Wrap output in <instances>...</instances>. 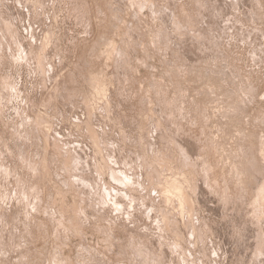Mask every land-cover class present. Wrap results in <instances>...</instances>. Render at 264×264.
Returning a JSON list of instances; mask_svg holds the SVG:
<instances>
[{"label":"rangeland","instance_id":"1","mask_svg":"<svg viewBox=\"0 0 264 264\" xmlns=\"http://www.w3.org/2000/svg\"><path fill=\"white\" fill-rule=\"evenodd\" d=\"M84 1L0 0V264H264V0Z\"/></svg>","mask_w":264,"mask_h":264},{"label":"bare ground","instance_id":"2","mask_svg":"<svg viewBox=\"0 0 264 264\" xmlns=\"http://www.w3.org/2000/svg\"><path fill=\"white\" fill-rule=\"evenodd\" d=\"M23 1V0H22ZM87 1V0H86ZM86 1H84V2H86ZM91 1V0H90ZM97 1V0H96ZM107 1V0H106ZM118 1V0H117ZM128 1V0H127ZM80 2V1H79ZM88 2V1H87ZM129 2V1H128ZM131 2V1H130ZM129 2V3H130ZM23 3V2H22ZM103 3V2H102ZM159 3V2H158ZM91 4V3H90ZM106 4V3H105ZM116 4V3H115ZM146 4V3H145ZM77 5V4H76ZM83 5V4H82ZM94 5V4H93ZM137 5V4H136ZM7 6V5H6ZM29 6V5H28ZM99 6V5H98ZM108 6H110V5H108ZM147 6H148V4H147ZM82 7V6H81ZM92 7V6H91ZM126 7V6H125ZM26 8V7H25ZM70 8V7H69ZM93 8V7H92ZM126 8H128V7H126ZM71 9H73V8H71ZM83 9V8H82ZM142 9V8H141ZM14 10V9H13ZM28 10V9H27ZM31 10V9H30ZM80 10V9H79ZM106 10H108V9H106ZM110 10V9H109ZM140 10V9H139ZM69 11V10H68ZM84 11V10H83ZM90 11V10H89ZM104 11H105V9H104ZM123 11V10H122ZM32 12V11H31ZM135 12V11H134ZM4 13V12H3ZM77 13V12H76ZM110 13V12H109ZM113 13V12H112ZM132 13V12H131ZM130 13V14H131ZM187 13V12H186ZM89 14V13H88ZM118 14V13H117ZM124 14V13H123ZM29 15V14H28ZM75 15V14H74ZM76 15H78V14H76ZM108 15V14H107ZM188 15V14H187ZM186 15V16H187ZM21 16V15H20ZM25 16V15H24ZM106 16V15H105ZM113 16V15H112ZM185 16V15H184ZM194 16V15H193ZM78 17V16H77ZM90 17V16H89ZM196 17V16H195ZM17 18V17H16ZM27 18H29V17H27ZM98 18V17H97ZM108 18V17H107ZM136 18V17H135ZM130 19H132V18H130ZM195 19V18H194ZM25 20V19H24ZM82 20V19H81ZM95 20V19H94ZM101 20V19H100ZM102 20H103V18H102ZM106 20V19H105ZM154 20V19H153ZM84 21H86V20H84ZM88 21V20H87ZM129 21V20H128ZM134 21V20H133ZM101 22V21H100ZM112 22V21H111ZM126 22V21H125ZM130 22V21H129ZM194 22V21H193ZM102 23V22H101ZM107 23V22H106ZM121 23H122V21H121ZM18 24V23H17ZM104 24V23H103ZM25 25V24H24ZM110 25V24H109ZM185 25V24H184ZM183 25V26H184ZM119 26V25H118ZM117 26V27H118ZM198 26V25H197ZM200 26V25H199ZM30 27V26H29ZM87 27V26H86ZM105 27V26H104ZM114 27V26H113ZM134 27V26H133ZM116 28V27H115ZM118 28H120V27H118ZM127 28V27H126ZM193 28V27H192ZM200 28V27H199ZM44 29V28H43ZM90 29V28H89ZM198 29V28H197ZM176 30V29H175ZM235 30H237V29H235ZM94 31V30H93ZM114 31V30H113ZM225 31V30H224ZM223 31V32H224ZM240 31V30H239ZM26 32V31H25ZM101 32V31H100ZM111 32V31H110ZM110 32H109V34H110ZM131 32V31H130ZM136 32V31H135ZM142 32V31H141ZM231 32V31H230ZM236 32V31H235ZM51 33V32H50ZM123 33V32H122ZM31 34V33H30ZM173 34V33H172ZM24 35V34H23ZM103 35V34H102ZM101 35V36H102ZM121 35V34H120ZM124 35V34H123ZM21 36V35H20ZM100 36V35H99ZM110 36V35H109ZM10 37V36H9ZM96 37V36H95ZM12 38V37H11ZM44 38V37H43ZM104 38V37H103ZM10 39V38H9ZM30 39V38H29ZM40 39V38H39ZM130 39V38H129ZM144 39V38H143ZM42 40V39H41ZM94 40V39H93ZM242 40V39H241ZM28 41V40H27ZM96 41V40H95ZM107 41V40H106ZM120 42H121V39H120ZM247 42V41H246ZM35 43V42H34ZM51 43V42H50ZM102 43V42H101ZM107 43H109V42H107ZM122 43V42H121ZM95 44V43H94ZM124 45V44H123ZM101 46V45H100ZM112 46V45H111ZM125 46V45H124ZM137 46V45H136ZM43 47V46H42ZM45 47V46H44ZM98 47V46H97ZM34 48V47H33ZM218 48V47H217ZM216 48V49H217ZM32 49V48H31ZM38 49V48H37ZM91 49H92V47H91ZM99 49V48H98ZM118 49V48H117ZM190 49V48H189ZM97 50V49H96ZM109 50V49H108ZM127 50H128V48H127ZM191 50V49H190ZM9 51V50H8ZM38 51V50H37ZM16 52V51H15ZM89 52V51H88ZM28 53V52H27ZM98 53V52H97ZM101 53H102V51H101ZM108 53V52H107ZM129 53V52H128ZM190 53V52H189ZM194 53V52H193ZM198 53V52H197ZM17 54V53H16ZM15 54V55H16ZM50 54V53H49ZM138 54V53H137ZM201 54V53H200ZM97 55V54H96ZM134 55V54H133ZM100 56V55H99ZM30 57V56H29ZM92 58V57H91ZM90 58V59H91ZM95 58V57H94ZM103 58V57H102ZM211 58V57H210ZM15 59V58H14ZM123 59V58H122ZM173 59V58H172ZM176 59H178V58H176ZM212 59V58H211ZM33 60V59H32ZM95 60V59H94ZM100 60V59H99ZM110 60V59H109ZM116 60V59H115ZM114 60V61H115ZM181 60V59H180ZM185 60V59H184ZM47 61H48V59H47ZM46 61V62H47ZM90 61V60H89ZM104 61V60H103ZM113 61V62H114ZM217 61V60H216ZM210 62V61H209ZM222 62V61H221ZM175 63V62H174ZM178 63V62H177ZM185 63H186V61H185ZM190 63V62H189ZM193 63V62H192ZM108 64V63H107ZM111 64V63H110ZM114 64V63H113ZM144 64V63H143ZM169 64V63H168ZM199 64V63H198ZM167 65V64H166ZM207 65V64H206ZM62 66V65H61ZM171 66V65H170ZM60 67V66H59ZM98 67V66H97ZM107 67V66H106ZM142 67V66H141ZM145 67V66H144ZM163 67V66H162ZM172 67V66H171ZM183 67V66H182ZM212 67H213V65H212ZM215 67V66H214ZM104 68V67H103ZM111 68V67H110ZM136 68V67H135ZM176 68V67H175ZM174 68V69H175ZM179 68V67H178ZM190 68V67H189ZM204 68V67H203ZM225 68V67H224ZM97 69V68H96ZM107 69V68H106ZM171 69V68H170ZM218 69V68H217ZM102 70V69H101ZM173 70V69H172ZM216 70V69H215ZM50 71V70H49ZM188 71V70H187ZM191 71V70H190ZM243 71V70H242ZM245 71V70H244ZM48 72V71H47ZM51 72V71H50ZM89 72H91L90 70H89ZM108 72V71H107ZM113 72V71H112ZM133 72H135V71H133ZM182 72V71H181ZM201 72V71H200ZM49 73V72H48ZM101 73V72H100ZM165 73H167V72H165ZM103 74V73H102ZM111 74V73H110ZM136 74V73H135ZM173 74V73H172ZM193 74V73H192ZM194 74H196V73H194ZM200 74V73H199ZM213 74H215V73H213ZM237 74V73H236ZM184 75V74H183ZM190 75H191V73H190ZM100 76V75H99ZM150 76V75H149ZM195 76V75H194ZM197 76V75H196ZM220 76V75H219ZM242 76H244V75H242ZM56 77H57V75H56ZM114 77V76H113ZM146 77V76H145ZM147 77H148V74H147ZM157 77V76H156ZM174 77V76H173ZM202 77V76H201ZM200 77V78H201ZM206 77V76H205ZM89 78V77H88ZM92 78H94V77H92ZM116 77H114V79H115ZM175 78H176V76H175ZM181 78V77H180ZM189 78H191V76L189 77ZM195 78V77H194ZM229 78V77H228ZM87 79V78H86ZM97 79V78H96ZM102 79V78H101ZM159 79H160V77H159ZM177 79V78H176ZM198 79V78H197ZM207 79V78H206ZM241 79V78H240ZM144 80V79H143ZM147 80V79H146ZM165 80V79H164ZM183 80V79H182ZM190 80V79H189ZM188 80V81H189ZM193 80V79H192ZM210 80V79H209ZM209 80H206V81H209ZM243 80V79H242ZM110 81V80H109ZM118 81V80H117ZM129 81H131V79L129 80ZM157 81V80H156ZM155 81V82H156ZM162 81V80H161ZM170 81V80H169ZM185 81V80H184ZM187 81V80H186ZM191 81V80H190ZM197 81V80H196ZM224 81V80H223ZM103 82V81H102ZM101 82V83H102ZM111 82V81H110ZM120 82V81H119ZM135 82H137V81H135ZM152 82V81H151ZM159 82V81H158ZM182 82V81H181ZM193 82V81H192ZM114 83V82H113ZM168 83V82H167ZM183 83V82H182ZM169 84V83H168ZM192 84V83H191ZM209 84V83H208ZM96 85V84H95ZM124 85V84H123ZM153 85V84H152ZM167 85V84H166ZM183 85V84H182ZM204 85V84H203ZM107 86V85H106ZM142 86V85H141ZM157 86V85H156ZM165 86V85H164ZM169 86V85H168ZM207 86V85H206ZM94 87V86H93ZM104 87V86H103ZM159 87V86H158ZM188 87V86H187ZM152 88V87H151ZM189 88V87H188ZM201 88H202V86H201ZM209 88V87H208ZM211 88V87H210ZM99 89V88H98ZM143 89V88H142ZM159 89V88H158ZM101 90V89H100ZM138 90V89H137ZM145 90H146V88H145ZM219 90V89H218ZM231 90V89H230ZM139 91V90H138ZM153 91V90H152ZM160 91V90H159ZM163 91V90H162ZM182 91V90H181ZM188 91V90H187ZM250 91V90H249ZM128 92V91H127ZM145 92V91H144ZM148 92V91H147ZM166 92V91H165ZM199 92V91H198ZM213 92V91H212ZM104 93V92H103ZM138 93V92H137ZM155 93V92H154ZM106 94V93H105ZM126 94H128V93H126ZM134 94V93H133ZM168 94V93H167ZM166 94V95H167ZM175 94V93H174ZM103 95V94H102ZM125 95V94H124ZM139 95V94H138ZM141 95V94H140ZM211 95V94H210ZM222 95V94H221ZM149 96V95H148ZM190 96V95H189ZM188 96V97H189ZM209 96V95H208ZM141 97V96H140ZM143 97V96H142ZM147 97V96H146ZM154 97V96H153ZM187 97V96H186ZM240 97V96H239ZM131 98V97H130ZM169 98V97H168ZM167 98V99H168ZM172 98V97H171ZM176 98V97H175ZM110 99V98H109ZM182 99V98H181ZM112 100V99H111ZM119 100V99H118ZM135 100H136V98H135ZM150 100V99H149ZM170 100V99H169ZM174 100V99H173ZM237 100V99H236ZM76 101V100H75ZM81 101V100H80ZM124 101V100H123ZM147 101V100H146ZM205 101V100H204ZM203 101V102H204ZM208 101V100H207ZM211 101V100H210ZM241 101V100H240ZM61 102V101H60ZM111 102V101H110ZM117 102V101H116ZM138 102V101H137ZM168 102V101H167ZM166 102V103H167ZM176 102V101H175ZM174 102V103H175ZM221 102V101H220ZM115 103V102H114ZM149 103V102H148ZM159 103V102H158ZM165 103V102H164ZM212 103V102H211ZM217 103V102H216ZM243 103V102H242ZM138 104V103H137ZM178 104V103H177ZM190 104V103H189ZM194 104V103H193ZM196 104H198V103H196ZM214 104V103H213ZM226 104V103H225ZM124 105V104H123ZM133 105V104H132ZM143 105V104H142ZM176 105V104H175ZM216 105V104H215ZM145 106V105H144ZM173 106V105H172ZM171 106V107H172ZM189 106V105H188ZM202 106V105H201ZM79 107V106H78ZM147 107V106H146ZM200 107V106H199ZM77 108V107H76ZM121 108V107H120ZM142 108V107H141ZM145 108V107H144ZM205 108V107H204ZM210 108V107H209ZM223 109V108H222ZM229 109V108H228ZM51 110V109H50ZM49 110V111H50ZM77 110V109H76ZM115 110V109H114ZM118 110V109H117ZM174 110V109H173ZM53 111V110H52ZM84 111H86V110H84ZM175 111V110H174ZM215 111V110H214ZM222 111V110H221ZM230 111V110H229ZM245 111V110H244ZM161 112V111H160ZM192 112H194V111H192ZM203 112V111H202ZM226 112V111H225ZM116 113V112H115ZM135 113V112H134ZM149 113V112H148ZM188 113V112H187ZM186 113V114H187ZM94 114V113H93ZM124 114V113H123ZM166 114V113H165ZM227 114V113H226ZM234 115V114H233ZM101 116H103V115H101ZM118 116V115H117ZM136 116V115H135ZM214 116V115H213ZM124 117V116H123ZM128 117V116H127ZM204 117V116H203ZM224 117V116H223ZM228 117V116H227ZM262 117V116H261ZM95 118V117H94ZM97 118V117H96ZM129 118V117H128ZM133 118V117H132ZM156 118V117H155ZM199 118V117H198ZM260 118V117H259ZM263 118V117H262ZM122 119V118H121ZM204 119V118H203ZM102 120H104V119H102ZM129 121V120H128ZM195 121V120H194ZM232 121V120H231ZM234 121V120H233ZM240 121V120H239ZM261 121V120H260ZM56 122V121H55ZM54 122V123H55ZM97 122V121H96ZM122 122H123V120H122ZM126 122V121H125ZM178 122V121H177ZM238 122V121H237ZM244 122H245V120H244ZM58 123V122H57ZM99 123V122H98ZM102 123H104V122H102ZM108 123V122H107ZM112 123V122H111ZM201 123V122H200ZM233 123V122H232ZM241 123V122H240ZM257 123V122H256ZM40 124V123H39ZM105 124V123H104ZM110 124V123H109ZM126 124V123H125ZM133 124V123H132ZM136 124V123H135ZM138 124V123H137ZM205 124V123H204ZM108 125V124H107ZM124 125V124H123ZM202 125V124H201ZM242 126H243V124H241ZM37 126V125H36ZM39 126V125H38ZM56 126V125H55ZM64 126V125H63ZM103 126V125H102ZM137 126V125H136ZM164 126H165V124H164ZM167 126V125H166ZM189 126V125H188ZM210 126V125H209ZM235 126V125H234ZM239 126L240 125H238L237 127L239 128ZM241 126V127H242ZM247 126V125H246ZM252 126V125H251ZM60 127H62V126H60ZM127 127H129V126H127ZM163 127V126H162ZM206 127V126H205ZM224 127V126H223ZM263 127V126H262ZM40 128V127H39ZM58 128V127H57ZM165 128V127H164ZM177 128V127H176ZM207 128V127H206ZM258 128V127H257ZM133 130V129H132ZM151 130V129H150ZM154 130V129H153ZM193 130V129H192ZM219 130V129H218ZM239 130V129H238ZM251 130V129H250ZM253 130V129H252ZM65 131V130H64ZM164 131V130H163ZM168 131V130H167ZM172 131V130H171ZM204 131V130H203ZM246 131V130H245ZM116 132V131H115ZM143 132V131H142ZM60 133V132H59ZM224 133V132H223ZM240 133V132H239ZM62 134V133H61ZM128 134V133H127ZM154 134V133H153ZM248 134V133H247ZM251 134V133H250ZM255 134V133H254ZM163 135V134H162ZM208 135V134H207ZM213 135V134H212ZM56 136H58V135H56ZM148 136V135H147ZM166 136V135H165ZM168 136H170V135H168ZM171 136H172V134H171ZM175 136V135H174ZM199 136V135H198ZM237 136V135H236ZM138 137V136H137ZM156 137V136H155ZM164 137V136H163ZM120 138V137H119ZM135 138V137H134ZM173 138V137H172ZM218 138H219V136H218ZM234 138V137H233ZM114 139H116V138H114ZM121 139V138H120ZM144 139V138H143ZM150 139V138H149ZM148 139V140H149ZM177 139V138H176ZM237 139V138H236ZM247 139V138H246ZM100 140V139H99ZM124 140V139H123ZM151 140V139H150ZM96 141V140H95ZM118 141V140H117ZM122 141V140H121ZM127 141V140H126ZM129 141V140H128ZM169 141V140H168ZM203 141V140H202ZM239 141V140H238ZM152 142V141H151ZM159 142V141H158ZM170 142V141H169ZM226 142V141H225ZM229 142V141H228ZM106 143V142H105ZM249 143V142H248ZM256 143V142H255ZM214 144V143H213ZM223 144V143H222ZM237 144V143H236ZM254 144V143H253ZM157 145V144H156ZM263 145V144H262ZM101 146V145H100ZM99 146V147H100ZM122 146V145H121ZM164 146V145H163ZM210 146V145H209ZM224 146H226V145H224ZM233 146V145H232ZM239 146V145H238ZM255 147V146H254ZM147 148H149V147H147ZM166 148V147H165ZM174 148V147H173ZM227 148V147H226ZM240 148V147H239ZM249 148V147H248ZM247 148V149H248ZM259 148V147H258ZM99 149H101V148H99ZM108 149V148H107ZM123 149V148H122ZM205 149V148H204ZM212 149V148H211ZM228 149V148H227ZM124 150V149H123ZM140 150V149H139ZM172 150V149H171ZM214 150H215V148H214ZM258 150V149H257ZM262 150V149H261ZM106 151V150H105ZM137 151V150H136ZM151 151V150H150ZM205 151H206V149H205ZM204 151V152H205ZM228 151V150H227ZM232 151V150H231ZM234 151H235V149H234ZM243 151V150H242ZM103 152V151H102ZM107 152V151H106ZM140 152H141V150H140ZM153 152V151H152ZM207 152V151H206ZM240 152V151H239ZM173 153H174V151H173ZM199 153V152H198ZM241 153V152H240ZM246 153V152H245ZM248 153H249V151H248ZM211 154V153H210ZM209 154V155H210ZM237 154V153H236ZM202 155H203V152H202ZM213 155V154H212ZM211 155V156H212ZM216 155V154H215ZM240 155V154H239ZM106 156V155H105ZM109 156V155H108ZM199 156V155H198ZM217 156V155H216ZM222 156V155H221ZM262 156V155H261ZM102 157V156H101ZM107 157V156H106ZM173 157V156H172ZM204 157V156H203ZM227 157V156H226ZM248 157H249V155H248ZM157 158V157H156ZM174 158V157H173ZM197 158V157H196ZM201 158V157H200ZM199 158V159H200ZM222 158V157H221ZM241 158H244V157H241ZM147 159H148V157H147ZM177 159V158H176ZM198 159V160H199ZM204 159V158H203ZM203 159H201V160H203ZM150 160V159H149ZM197 160V161H198ZM216 160V159H215ZM229 160V159H228ZM258 160V159H257ZM101 161V160H100ZM105 161V160H104ZM121 161H122V159H121ZM137 161V160H136ZM205 161V160H204ZM250 161H251V159H250ZM128 162V161H127ZM154 162V161H153ZM174 162V161H173ZM215 162V161H214ZM264 162V161H263ZM136 163V162H135ZM155 163V162H154ZM217 163V162H216ZM243 163V162H242ZM252 163V162H251ZM166 164V163H165ZM176 164V163H175ZM174 164V165H175ZM227 164H229V163H227ZM260 164V163H259ZM236 165V164H235ZM108 166V165H107ZM167 166V165H166ZM238 166V165H237ZM142 167V166H141ZM198 167V166H197ZM236 167V166H235ZM260 167V166H259ZM137 168V167H136ZM206 168V167H205ZM218 168V167H217ZM248 168V167H247ZM181 169V168H180ZM201 169H203V168H201ZM211 169V168H210ZM242 169V168H241ZM167 170V169H166ZM186 170V169H185ZM206 170V169H205ZM223 170V169H222ZM255 170V169H254ZM138 171V170H137ZM197 171V170H196ZM207 171V170H206ZM220 171V170H219ZM236 171H237V169H236ZM98 172V171H97ZM112 172V171H111ZM185 172V171H184ZM187 172H189V171H187ZM218 172V171H217ZM231 172V171H230ZM241 172V174L243 173L242 172V170L240 171ZM95 173V172H94ZM173 173V172H172ZM222 173V172H221ZM259 173V172H258ZM261 173V172H260ZM147 174V173H146ZM164 174V176H165V173H163ZM171 174V173H170ZM194 174H195V172H194ZM244 174V173H243ZM262 174V173H261ZM114 175V174H113ZM168 175V174H167ZM179 175V174H178ZM219 175V174H218ZM245 175V174H244ZM247 175H249V174H247ZM180 176V175H179ZM227 176V175H226ZM239 176H241V175H239ZM246 176V175H245ZM255 176V175H254ZM80 177V176H79ZM160 177V176H159ZM178 177V176H177ZM177 177L176 178H174V176L172 177L171 176V178L169 177V178H167V177H165V178H167V180H166V182H168L167 183V186L165 187L164 186V188H163V191H164V193L166 194V198L167 199H171L172 198V196H178L177 197V199L176 200H178V204H179V208H180V210H181V214L183 213V215H185V209H186V205H185V203H186V201H187V203L189 202L188 200H187V198H186V194H184V192L186 193V191H184L185 190V187L186 186H184L180 181H179V178L177 179ZM196 177H197V175H196ZM210 177H211V175H210ZM261 177V176H260ZM153 178V177H152ZM216 178V177H215ZM233 178V177H232ZM240 178V177H239ZM252 178V177H251ZM231 179V178H230ZM236 179V178H235ZM181 180H182V178H181ZM185 180H187V179H185ZM259 180V179H258ZM261 180V179H260ZM159 181V180H158ZM189 181V180H188ZM219 181V180H218ZM229 181V180H228ZM263 181V180H262ZM164 182V181H163ZM260 182V181H259ZM158 183V182H157ZM199 183V182H198ZM258 183V182H257ZM163 184V183H162ZM227 184V183H226ZM212 185V184H211ZM157 186V185H156ZM196 186V185H195ZM215 186H216V184H215ZM225 186V185H224ZM260 186V185H259ZM96 187V186H95ZM129 187V186H128ZM199 187H201V186H199ZM212 187V186H211ZM219 187V186H218ZM221 187H222V185H221ZM230 187V186H229ZM232 187V186H231ZM230 187V188H231ZM124 188V187H123ZM156 188V187H155ZM225 188V187H224ZM157 189V188H156ZM155 189V190H156ZM160 189V187L157 189V190H159ZM193 189V188H192ZM211 189V188H210ZM223 189V188H222ZM237 189V188H236ZM161 190H162V187H161ZM160 190V191H161ZM197 190V189H196ZM230 190V189H229ZM228 190V191H229ZM257 190V189H256ZM259 190V189H258ZM104 191H106V190H104ZM200 191V190H199ZM39 192V191H38ZM97 192V191H96ZM130 192V191H129ZM159 191H157V193H158ZM197 192V191H196ZM111 193V192H110ZM160 193V192H159ZM256 193V192H255ZM255 193H254V195H255ZM264 192H263V189H260V191H258L256 194H257V200L259 201L263 196H262V194H263ZM48 194V193H47ZM107 194H109V190H108V193ZM112 194V193H111ZM155 194V193H154ZM198 194V193H197ZM204 194V193H203ZM252 194V193H251ZM142 195V194H141ZM160 195V194H159ZM164 195V194H163ZM109 196V195H108ZM165 196V195H164ZM201 196V195H200ZM115 197V196H114ZM190 197V196H189ZM232 197V196H231ZM259 197H261L260 199H259ZM132 198V197H131ZM236 198V197H235ZM253 198V197H252ZM52 199V198H51ZM67 199V198H66ZM141 199V198H140ZM163 199V198H162ZM175 199V198H174ZM197 199V198H196ZM221 199V198H220ZM49 200V199H48ZM54 200V199H53ZM110 200V199H109ZM200 200V199H199ZM212 200V199H211ZM100 201V200H99ZM105 201V200H104ZM145 201V200H144ZM164 201H165V199H164ZM168 201V200H167ZM133 202V201H132ZM151 202V201H150ZM169 202V201H168ZM171 202H173V201H171ZM205 202V201H204ZM58 203V202H57ZM156 203V202H155ZM162 203V202H161ZM160 203V204H161ZM209 203V202H208ZM259 205L261 206V208L262 207H264L263 205H264V199H261L259 202ZM157 204V203H156ZM177 204V205H178ZM203 204V203H202ZM255 204V203H254ZM257 204V203H256ZM48 205V204H47ZM53 206H54V204H53ZM130 206V205H129ZM163 206V205H162ZM167 206V205H166ZM210 206V205H209ZM227 206V205H226ZM256 206V205H255ZM254 206V207H255ZM135 207V206H134ZM187 207H188V205H187ZM191 207V206H190ZM138 208V207H137ZM192 208H193V206H192ZM201 208V207H200ZM214 208V207H213ZM64 209V208H63ZM77 209V208H76ZM155 209V208H154ZM171 209H172V207H171ZM263 209V208H262ZM144 210V209H143ZM150 210H151V208H150ZM158 210V209H157ZM174 210V209H173ZM180 210H179V212H180ZM188 210V209H187ZM186 210V211H187ZM67 211V210H66ZM193 212H194V210H192ZM255 211V210H254ZM44 212V211H43ZM78 212V211H77ZM121 212V211H120ZM190 212V211H189ZM162 213V212H161ZM207 213V212H206ZM214 213V212H213ZM180 214V213H179ZM178 214V215H179ZM205 214V213H204ZM126 215V214H125ZM132 215V214H131ZM161 215V214H160ZM177 215V214H176ZM182 215V216H183ZM194 215V214H193ZM208 215V214H207ZM256 215V214H255ZM51 216V215H50ZM77 216V215H76ZM152 216V215H151ZM189 216V215H188ZM205 216V215H204ZM212 216V215H211ZM210 216V217H211ZM56 217V216H55ZM59 217V216H58ZM191 217H192V215H191ZM253 217V216H252ZM67 218V217H66ZM126 218V217H125ZM172 218V217H171ZM181 218V217H180ZM195 218V217H194ZM206 218V217H205ZM222 218V217H221ZM263 218V217H262ZM165 219V218H164ZM199 219V218H198ZM197 219V220H198ZM62 220V219H61ZM153 220V219H152ZM137 221V220H136ZM162 221V220H161ZM166 221V220H165ZM179 221V220H178ZM51 222V221H50ZM69 222V221H68ZM163 222V221H162ZM181 222V221H180ZM216 222V221H215ZM79 223V222H78ZM173 223H174V221H173ZM159 224V223H158ZM198 224H199V222H198ZM206 224V223H205ZM53 225V224H52ZM141 225V224H140ZM172 225V224H171ZM203 225V224H202ZM53 226H55V225H53ZM138 226V225H137ZM166 226V225H165ZM193 226V225H192ZM207 226V225H206ZM213 226V225H212ZM235 226V225H234ZM46 227V226H45ZM50 227V226H49ZM132 227V226H131ZM140 227V226H139ZM168 227V226H167ZM177 227V226H176ZM175 227V228H176ZM180 227V226H179ZM202 227V226H201ZM244 227V226H243ZM263 227V226H262ZM38 228V227H37ZM173 229V228H172ZM216 229V228H215ZM218 229V228H217ZM45 230V229H44ZM53 230V229H52ZM138 230V229H137ZM221 230V229H220ZM229 230V229H228ZM41 231V230H40ZM124 231V230H123ZM182 231V230H181ZM204 231V230H203ZM53 232V231H52ZM61 232H62V230H61ZM66 232V231H65ZM65 232H63V233H65ZM137 232V231H136ZM141 232V231H140ZM171 232V231H170ZM188 232V231H187ZM195 232V231H194ZM202 232V231H201ZM216 232V231H215ZM217 232H219V231H217ZM235 232V231H234ZM54 233V232H53ZM125 233H126V231H125ZM132 233V232H131ZM161 233V232H160ZM190 233V232H189ZM48 234V233H47ZM68 234V233H67ZM75 234V233H74ZM137 234V233H136ZM193 234V233H192ZM217 234V233H216ZM36 235V234H35ZM198 235V234H197ZM205 235V234H204ZM39 236V235H38ZM41 236V235H40ZM143 236V235H142ZM161 236V235H160ZM192 236V235H191ZM201 236V235H200ZM37 237V236H36ZM48 237V236H47ZM149 237V236H148ZM188 237V236H187ZM211 237V236H210ZM44 238V237H43ZM130 238V237H129ZM170 238V237H169ZM242 238V237H241ZM145 239V238H144ZM176 239V238H175ZM189 239V238H188ZM206 239H208V238H206ZM253 239V238H252ZM186 240V239H185ZM193 240V239H192ZM191 240V241H192ZM196 240V239H195ZM203 240V239H202ZM212 240V239H211ZM81 241V240H80ZM137 241V240H136ZM154 241V240H153ZM173 241V240H172ZM177 241V240H176ZM189 241V240H188ZM79 242V241H78ZM77 242V243H78ZM180 242V241H179ZM197 242V241H196ZM214 242V241H213ZM219 242V241H218ZM84 243H86L87 244V242L86 241H84ZM93 243V242H92ZM191 243V242H190ZM189 243V244H190ZM86 244H84V245H86ZM161 244V243H160ZM177 244V243H176ZM207 244V243H206ZM38 245V244H37ZM36 245V246H37ZM125 245V244H124ZM134 245V244H133ZM138 245V244H137ZM191 245V244H190ZM222 245V244H221ZM241 245V244H240ZM89 246V245H88ZM142 246V245H141ZM173 246V245H172ZM192 246V245H191ZM201 246V245H200ZM206 246V245H205ZM145 247V246H144ZM164 247V246H163ZM187 247V246H186ZM185 247V248H186ZM221 247V246H220ZM38 248V247H37ZM94 248H95V246H94ZM142 248V247H141ZM190 249V248H189ZM193 249V248H192ZM202 249V248H201ZM218 249V248H217ZM91 250V249H90ZM182 250H184V248L182 249ZM210 250H211V248H210ZM224 250V249H223ZM263 250V249H262ZM89 251V250H88ZM92 251V250H91ZM165 252H166V250H164ZM194 251V250H193ZM211 251H213V250H211ZM161 252V251H160ZM200 252V251H199ZM206 252V251H205ZM226 252V251H225ZM87 253V252H86ZM134 253V252H133ZM141 253V252H140ZM224 253V252H223ZM123 254V253H122ZM147 254V253H146ZM198 254V253H197ZM212 254H214V253H212ZM91 255V254H90ZM89 255V256H90ZM177 255H180V254H177ZM210 255H211V253H210ZM123 256V255H122ZM151 256V255H150ZM198 256V255H197ZM202 256V255H201ZM212 256V255H211ZM224 256V255H223ZM226 256V255H225ZM236 256V255H235ZM181 257V256H180ZM189 257V256H188ZM144 258V257H143ZM62 259V258H61ZM130 259V258H129ZM150 259H151V257H150ZM218 259V258H217ZM148 260V259H147ZM201 260V259H200ZM220 260H221V258H220ZM219 260V261H220ZM50 261V260H49ZM78 261V260H77ZM120 261H122V260H120ZM128 261V260H127ZM198 261V260H197ZM206 261V260H205ZM210 261V260H209ZM218 260H216V262H217ZM129 262V261H128ZM191 262H192V260H191ZM212 262H213V260H212ZM215 262V263H216ZM235 262V261H234ZM75 263H77V262H75ZM185 263V262H184ZM141 264V263H140ZM148 264V263H147ZM155 264V263H154ZM183 264V263H182ZM210 264V263H209ZM228 264V263H227Z\"/></svg>","mask_w":264,"mask_h":264}]
</instances>
